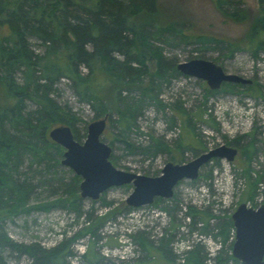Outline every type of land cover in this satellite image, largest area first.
<instances>
[{
    "label": "trees",
    "instance_id": "trees-1",
    "mask_svg": "<svg viewBox=\"0 0 264 264\" xmlns=\"http://www.w3.org/2000/svg\"><path fill=\"white\" fill-rule=\"evenodd\" d=\"M212 1L225 21L249 24L247 50L257 60L264 51V0H257L258 16L250 12L245 0ZM158 13L157 0H0V24L8 27V32L0 38V222L22 213L30 214L34 210L45 212L57 207L74 211L77 217L83 214L82 197L79 195L81 178L72 171L68 182L59 177L60 196L31 204L37 188L44 187L50 181H43L42 173L50 172L56 177L55 169L60 166V157L64 153L62 147L50 139L49 131L54 125L66 124L72 127L74 138L82 141L76 126L79 117L52 96L55 85L63 78L70 81L75 96L91 106L95 118L108 115L107 125L114 122L121 127L122 135L117 139L125 143L129 153L155 157L167 151L174 160H182L180 154L185 147L193 151L194 157L201 153L197 151L202 145L195 133L193 120H199L202 115L197 117L190 114L179 103L174 104L175 113L168 122L174 126L175 119H180L182 129H187V135L184 133L175 147L152 136L147 146H135L127 141L124 133L132 131L136 118L142 115L143 108L149 102L162 109L166 106L158 98L160 82H157V78L168 82L171 77L182 75L177 70L178 63L166 58L164 48L159 43L174 47L177 46L175 39L179 37L181 43L217 44V47L227 50V55L241 50L242 43L204 33L189 35L182 28L183 21L160 23ZM29 37L40 41L42 52L36 53L32 49ZM149 61L156 66L153 75L149 72ZM83 68L87 69L86 73ZM18 72L21 73V82L16 80ZM148 76L150 79L145 82ZM239 86L244 85L227 82L220 89L207 88L206 95H216L220 91L239 93ZM253 88L251 84L247 85L242 92ZM134 90H138L139 95L131 97ZM114 114H117L115 120ZM212 123L214 126L213 120ZM195 142L198 144L192 146ZM241 146L240 153L247 165L243 176L249 180L245 196L250 201L262 176L257 175L253 179L249 167L255 155V142L249 140ZM110 160L116 162L112 155ZM26 161L33 171L31 177L21 171ZM43 163V171L33 168ZM215 164H219V159L215 160ZM207 177H210V172ZM101 201L103 205L110 206L104 199ZM159 201L161 199L157 198L155 204ZM132 209L125 207L126 212ZM112 214L110 211L104 216H97L99 227L93 222L95 219L86 216L88 225L59 242V245L47 249L38 243L21 244L14 241L0 223V264H7L2 256L7 249L17 252L19 256L30 257L32 261L29 264H67L68 258L77 256L72 244L88 233L95 234ZM185 215L193 218L190 226L195 230L196 220L204 223L197 230L201 234L208 230L210 218L218 219L213 237L220 238L221 249L212 257L211 264H241L232 255L235 229L231 215L217 217L195 206H188ZM144 236L143 231L129 234L148 256L147 261L139 264L158 261L157 264H207L208 254L200 242L179 254L184 255L183 262H180L169 246L173 239L163 234L159 245H155ZM88 253L82 256L87 257ZM96 257L92 253L90 260Z\"/></svg>",
    "mask_w": 264,
    "mask_h": 264
},
{
    "label": "rangeland",
    "instance_id": "rangeland-1",
    "mask_svg": "<svg viewBox=\"0 0 264 264\" xmlns=\"http://www.w3.org/2000/svg\"><path fill=\"white\" fill-rule=\"evenodd\" d=\"M157 1L160 9V13H158L160 23L180 20L183 21V30L187 31L189 35L204 33L242 43L241 50L227 55V50L221 49V46L217 47V44L206 46L196 42L181 43L179 37L178 39L176 37L175 44L177 46L159 43L164 48L166 58L174 60L178 64L180 61H189L193 58H205L217 62L224 71L251 79V85L254 88L251 91L242 92L247 87L244 85L237 89L241 90L239 93L237 91H235L236 93L220 91L216 95L207 97L206 89L210 88L204 80L183 74L180 77H171L168 82L157 78V82H160L157 91L158 98L166 106L162 109L157 107L154 102L146 104L142 115L136 118V124L132 131L126 132L124 135L127 136V141L135 146H147L152 136L170 147H175L182 135L184 133L187 135V129H182L180 119H175L174 126H170L168 122L170 116L175 113L174 104L179 103L190 114L197 117L202 115L199 120H193L195 133L203 146H201L202 148L198 147V152L216 148L221 144L232 145L239 149L249 140L255 142L256 150L253 152L255 155L249 167L252 170L253 179L260 175L262 181L258 184L254 198L250 201L246 200L245 192L249 180L243 176V173L247 165L244 163V157L239 149L238 156L232 162L218 158L219 164L216 165V159H212L202 166L196 180L184 179L174 188L172 198H162L156 204L155 200L150 205L139 208L132 207V210L126 212L125 200L133 189L131 184H126L104 191L100 199L96 201L82 198L83 214L81 217H77L74 211L57 207L45 212L34 210L30 214L22 213L11 219L2 220L0 223L3 230L14 241L21 244L38 243L46 249L55 247L59 245V242L70 238L88 225L86 216L95 219L93 222L97 224L99 223L97 216H104L111 211L113 214L101 224L95 234L88 233L72 244V250L77 256L68 258L67 264H139L141 261H147L146 251H143L141 246L129 237V234L139 231H143L144 237L153 241L155 245H159L160 237L163 234L173 239L169 246L174 257L178 255L180 262H183L184 255L179 256V254H183L195 243L200 242L208 254L207 264H211L213 263L212 257L221 249L220 238L213 237L218 219L210 218L207 233L201 234L197 230L203 227L204 223L199 222V219L196 220L197 230L190 226L193 218L185 215L188 206H195L200 211H210L211 214L221 217L232 215L236 207L244 201L251 206L264 204V51L260 53L257 60L254 59L247 50L249 24L225 21L218 13L212 0ZM245 2L250 12L258 16L259 1L245 0ZM7 32L8 27L0 24V38ZM29 42L36 53L42 52L39 40L29 37ZM153 63L149 61L150 75L156 71V66ZM86 71L87 69L83 68V72L86 73ZM148 79H150L149 76L145 82ZM16 80L21 82L20 72L16 74ZM257 89L258 91H256ZM53 92L52 96L61 106H66L79 117L76 126L82 141H84L88 123L97 119L93 109L75 96L71 90L70 81L66 78L61 79L55 85ZM138 95V90H134L130 94L131 97ZM113 118L115 120L117 114H114ZM212 120L215 122L214 126L211 125L213 124ZM121 135V127L113 122L107 126L101 137L113 148L111 155L116 160L113 164L124 171L158 176L168 161L184 163L195 158L193 151L186 147L181 150L182 160L171 159L172 155L167 151L160 152L155 157H146L140 153L131 154L125 143L118 140ZM196 143L192 146L198 144ZM28 166L29 163L26 161L21 167V171L31 177L33 171ZM44 166L45 163L36 164L33 168L42 170L41 168ZM55 171L56 177L50 172L42 173V180L50 179V181L44 187L37 188V193L31 204L37 201L54 200L58 195H61L59 177L68 182L73 171L61 163ZM208 172H210V177H207ZM36 179L34 182L37 181ZM101 199L109 202L110 206L103 205ZM97 225L99 227V224ZM84 253L89 255L84 257L82 256ZM92 253L97 255L94 260H90ZM173 255L171 256L173 257ZM2 256L7 264H29L32 261L30 257L19 256L17 252L9 249L4 250Z\"/></svg>",
    "mask_w": 264,
    "mask_h": 264
},
{
    "label": "water",
    "instance_id": "water-1",
    "mask_svg": "<svg viewBox=\"0 0 264 264\" xmlns=\"http://www.w3.org/2000/svg\"><path fill=\"white\" fill-rule=\"evenodd\" d=\"M177 70L183 75L206 81L211 90L220 89L227 82L252 84L251 79L224 71L220 64L205 58L180 61ZM107 121L108 115H105L88 123L84 141H77L72 127L66 124L54 125L48 134L64 150L61 164L80 176L79 195L85 199L98 200L112 187L131 184L133 189L125 200L126 205L133 208L147 206L157 198H172L174 188L181 181L196 180L202 166L212 159L232 162L238 156L236 147L221 144L184 163L166 162L158 176L124 171L112 163L113 148L102 140ZM231 219L235 229L233 257L241 264H264V204L253 207L244 201L232 212Z\"/></svg>",
    "mask_w": 264,
    "mask_h": 264
},
{
    "label": "flooded vegetation",
    "instance_id": "flooded-vegetation-1",
    "mask_svg": "<svg viewBox=\"0 0 264 264\" xmlns=\"http://www.w3.org/2000/svg\"><path fill=\"white\" fill-rule=\"evenodd\" d=\"M239 151V150H238Z\"/></svg>",
    "mask_w": 264,
    "mask_h": 264
}]
</instances>
